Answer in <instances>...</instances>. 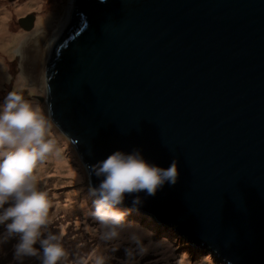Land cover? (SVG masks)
Instances as JSON below:
<instances>
[{"label": "water", "instance_id": "obj_1", "mask_svg": "<svg viewBox=\"0 0 264 264\" xmlns=\"http://www.w3.org/2000/svg\"><path fill=\"white\" fill-rule=\"evenodd\" d=\"M46 70L50 118L93 185L116 149L176 159L139 210L226 263L264 264V0H74Z\"/></svg>", "mask_w": 264, "mask_h": 264}, {"label": "clouds", "instance_id": "obj_2", "mask_svg": "<svg viewBox=\"0 0 264 264\" xmlns=\"http://www.w3.org/2000/svg\"><path fill=\"white\" fill-rule=\"evenodd\" d=\"M49 129L41 109L17 92L0 101V226L4 228L0 240L15 239L13 254L18 261L38 256L41 264H61L66 256L62 233L47 231L53 205L36 174L38 164L62 156ZM93 175L99 182L89 187V214L103 230L101 239L111 240L119 236L131 214L123 207L126 197L139 209L144 198L155 195L165 183L174 185L179 173L176 159L162 167L134 147L116 149L97 160ZM130 239L138 247L143 245L136 233ZM96 264H104L103 259L97 258Z\"/></svg>", "mask_w": 264, "mask_h": 264}, {"label": "rangeland", "instance_id": "obj_3", "mask_svg": "<svg viewBox=\"0 0 264 264\" xmlns=\"http://www.w3.org/2000/svg\"><path fill=\"white\" fill-rule=\"evenodd\" d=\"M28 1L0 0V101L12 90H16L25 100L39 107L49 121L50 136L62 149L60 159L66 162V167L56 168L48 159L38 164L36 170L40 186L48 191L53 205L47 231L62 233L66 256L61 264H96V259L99 258L96 252L99 248L104 249L101 258L104 264H180V260L182 264H227L216 252L160 225L147 212L127 206L123 207L129 208L131 214L119 236L111 240L101 239L103 230L89 214L92 208L89 187L93 182L84 163L85 157L51 120L48 91L29 83L24 78L23 70L19 68V59L17 62L26 38L36 30L51 28L65 12L69 0H50L47 7L53 11L46 13L43 20L39 16L44 12H40L36 5L28 7ZM44 1L48 3V0ZM7 3H12L10 33L6 30L9 19ZM29 14L35 17L34 26L31 31H26L19 26L18 19ZM49 60L50 56L47 65ZM9 61H12V65ZM14 66L17 68V75H7V68L13 69ZM36 96L43 100L39 101ZM39 167L42 169L38 172ZM79 205L85 208L79 209ZM132 230L142 233V246L138 247L131 242ZM3 233L4 228L0 226V235ZM147 243H152V248L146 250ZM14 244L15 239L0 240V264H41L38 256L24 257L22 261H18L13 254Z\"/></svg>", "mask_w": 264, "mask_h": 264}, {"label": "bare ground", "instance_id": "obj_4", "mask_svg": "<svg viewBox=\"0 0 264 264\" xmlns=\"http://www.w3.org/2000/svg\"><path fill=\"white\" fill-rule=\"evenodd\" d=\"M50 2H51L50 0H48V3H45L44 0H29L28 7L32 5L38 6L40 9V12H44V14L39 16V18L43 20L45 19L47 15L46 13H50V11H53L52 8L48 9L47 7V5ZM10 5L11 4H7L8 10L6 9L8 11L9 19H11ZM73 9H74V0H69L65 12L60 16L59 20L55 22L54 25L51 26V28H43V29L36 30L26 38L22 46V49H21V54L17 58V62L19 59V68L22 69L24 72V75H25L24 78H26L29 81V83L38 87L40 90L48 91V84L46 81L45 70H46L48 58L52 51L54 38L56 36L58 28L60 27L61 23L65 19L66 15L70 13ZM6 30L9 33L12 31L11 27L9 26L8 27L6 26ZM5 37H8V36H5ZM79 150L81 151V148H79ZM48 162L52 163L56 168L66 167V164H65L66 162L60 158H49ZM41 169L42 168L39 167L38 172ZM82 207L84 206L83 205L78 206L79 209H81ZM131 232L132 234L136 233L142 236V233L140 231H138L137 233V230H132ZM152 246H153L152 243H147L145 246V249L148 250L149 248H152ZM156 247L157 245L154 248ZM103 253H104V249L102 248H99L96 252L99 258L103 257ZM166 255L167 257H169V254H166ZM180 264H182L181 260H180Z\"/></svg>", "mask_w": 264, "mask_h": 264}, {"label": "flooded vegetation", "instance_id": "obj_5", "mask_svg": "<svg viewBox=\"0 0 264 264\" xmlns=\"http://www.w3.org/2000/svg\"><path fill=\"white\" fill-rule=\"evenodd\" d=\"M12 1V0H11ZM7 4H12V3H7ZM11 23H12V19H9L8 20V26L9 27H11ZM10 64L12 65V61H10ZM7 72H6V74L7 75H13V76H16L17 75V68H15V66H14V68L12 69V68H7V70H6ZM12 83V82H11ZM4 84H5V82H4ZM12 88V86L10 85V89ZM12 92H16V90H12Z\"/></svg>", "mask_w": 264, "mask_h": 264}, {"label": "trees", "instance_id": "obj_6", "mask_svg": "<svg viewBox=\"0 0 264 264\" xmlns=\"http://www.w3.org/2000/svg\"><path fill=\"white\" fill-rule=\"evenodd\" d=\"M128 207V206H127ZM150 216H152V217H154V218H156V216H154V215H151V214H149ZM157 219V218H156ZM188 238V237H187Z\"/></svg>", "mask_w": 264, "mask_h": 264}]
</instances>
